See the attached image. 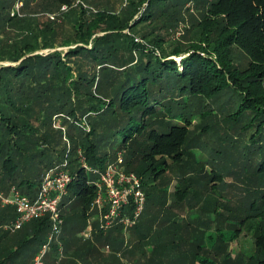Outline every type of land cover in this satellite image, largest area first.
<instances>
[{
    "label": "trees",
    "instance_id": "trees-1",
    "mask_svg": "<svg viewBox=\"0 0 264 264\" xmlns=\"http://www.w3.org/2000/svg\"><path fill=\"white\" fill-rule=\"evenodd\" d=\"M127 1L135 9L120 17L99 11L84 18L93 11L81 5L83 0H53L42 21L37 15L20 17L25 7L16 10L19 0H0V62L21 61L0 69V190L14 187L36 195L46 172L63 160L62 135L53 130V117L66 114L72 122L64 123L74 153L80 147L90 167L103 170L121 154L126 170L140 176L144 188L154 187L177 168L181 173L173 197L178 202L210 192L215 214H222L224 202L238 203L237 211L243 214L239 227L251 223L254 232L249 261L264 264V0ZM76 2L83 17L68 36L65 26L49 14L63 13L59 18L68 23L71 15L76 17ZM188 4L201 12V19L191 24L192 32L187 31L195 41L167 50L168 40L161 33L178 27ZM138 5L143 12L136 20ZM63 6L69 9L65 13ZM143 24L151 30L142 34L140 43L135 34ZM58 45L68 48L67 53L33 55ZM174 57H181V63ZM83 119L90 132L80 129ZM196 120L199 133L193 128ZM210 134L218 137V147L201 141ZM224 142L230 148L223 147ZM205 150L209 158L204 157ZM231 155L235 159L229 175L246 186L237 200L222 191L228 166L220 161ZM72 173L74 182L63 205L78 201L82 207L90 206L94 186L83 182L86 173L80 165L75 164ZM29 224L35 225V235L25 246H36L33 260L48 242L51 222L44 218ZM67 225L80 235L86 228L84 210L68 216ZM122 229L96 231L94 240L77 251L79 257L89 252L93 257L94 242L122 251ZM141 243L138 238L132 244L128 252L132 260L159 264L165 254L152 248L148 256L140 252ZM72 245L69 240L68 252ZM21 252L13 251V258ZM6 257L11 263L12 256Z\"/></svg>",
    "mask_w": 264,
    "mask_h": 264
},
{
    "label": "rangeland",
    "instance_id": "rangeland-1",
    "mask_svg": "<svg viewBox=\"0 0 264 264\" xmlns=\"http://www.w3.org/2000/svg\"><path fill=\"white\" fill-rule=\"evenodd\" d=\"M28 1V5L25 3ZM23 3L25 7L24 11L20 14V17H24V14L30 16L37 15L41 17V20L44 21L43 16L46 15L45 8L50 6L53 0H19ZM135 4H138L139 0H132ZM76 2L73 6L75 10L76 17L71 15V21L68 18V23L66 19L59 17V15L49 14L51 20L58 21V24L65 26V32L68 36L74 34L73 26L75 22L79 20L78 18L82 15V10ZM85 9L93 11L90 15H87L84 18H90L94 16V12L106 11L111 14H116L117 16H122L123 12L126 10L134 11L135 8L130 6L131 1L127 0H83L81 2ZM138 5V13H136L135 19L137 20L141 12H143V7ZM146 6V5H145ZM144 6V7H145ZM66 6H63L64 8ZM187 9H190L187 11ZM69 9L66 7V10L63 9L61 12H67ZM137 11V10H135ZM183 14L179 16L178 27L169 33H161L162 36L168 40L165 47L168 50L170 48H177L182 46H188V43L195 41L193 39L192 33L187 35L188 32H192L191 24L201 19V12L193 5H187L182 10ZM62 20V21H61ZM135 20L131 21L133 25ZM150 25L143 24L137 27L135 37L136 41L143 42L142 34L148 30ZM129 33L127 29L125 31ZM104 34H100L102 36ZM53 48L38 50L33 55L37 54H49L55 51H62L67 53L68 48L65 47ZM64 53V55H65ZM177 60L178 64L181 63V57H174ZM21 63L19 62H10L4 61L0 62L1 66H17ZM59 115L53 117V130L60 132L62 135V146L64 147V157L61 163H67V168L71 174L73 166L75 164L80 165V167L85 171L83 182L86 185L94 186L96 178L99 176V173H94L90 171L92 167L88 165L84 154V151L79 147L74 153L73 141H71L68 136L67 127L71 122L70 118L66 114H60L62 118H58ZM68 121V125L64 122ZM199 120L194 121L193 128L197 133L201 131V127L198 125ZM80 129H86L90 132V125L88 120L83 119ZM208 147H218L221 142L218 137L215 135H203L202 140ZM222 143L223 147L230 148L229 145ZM228 144V143H227ZM207 149V148H206ZM195 154L199 152L194 151ZM204 152V151H203ZM108 153L113 157L112 150L108 149ZM206 158H209V152L205 150L204 152ZM110 157V158H111ZM122 155L119 154L118 158ZM123 159V158H122ZM235 159V156H228L225 160L220 162L225 163L228 166L225 168L226 176V186L223 187V195L229 197H234L235 200L239 197L242 192V189H245L246 186L242 179L235 178L234 175H229L228 168L231 166L232 161ZM116 162V161H115ZM59 163V164H61ZM113 163V162H112ZM57 164V165H59ZM110 164V163H109ZM88 166V169L86 167ZM108 166V165H107ZM210 164L207 165L206 170L211 171ZM55 167V166H54ZM50 168L49 170H51ZM96 169V168H92ZM135 169V167H133ZM48 170V171H49ZM104 170V169H103ZM46 170L42 171L44 173ZM125 173H134L126 170V166L123 164V170ZM181 172L179 170L171 168L163 177L155 182L154 187L147 186L144 188L143 182V192L145 195V205L144 211L138 219L137 223L130 227L129 229L123 230L124 245L122 251L116 250L115 248L109 245H103L99 242H94L91 253L94 254L93 257L89 258L87 255L80 256L77 253L78 250H81V247L85 246L89 240H94V233L96 231H104L101 229V219L105 211L100 213L97 208L92 207V202L89 205L82 207L81 203L74 201L72 203L67 202L65 204L64 211V226L62 229V235L59 237L60 240L58 243V250H56V242H53L46 253V256L43 260V264H145V262L133 261V256L128 255V252L132 250V244H134L138 238L142 240L140 252H146L147 255H150L152 248H156L157 254L164 255L162 259L158 260L159 264H206L207 262H201L202 258L204 261H208L209 264H252L249 261V255L254 251L255 240L253 238V231L249 224L239 227V222L241 221L242 215L241 211H237L238 203L233 202H224L221 206L222 214L213 213L215 205L213 199H211L212 193L204 192L203 195L199 194L197 198L189 202L185 200L184 202L177 201L173 197L175 191V183L177 182V175ZM137 175V174H136ZM138 176V175H137ZM179 176V175H178ZM95 177V179H93ZM100 177V176H99ZM140 177V176H138ZM141 178V177H140ZM142 179V178H141ZM168 186V187H167ZM95 188V187H94ZM96 188L95 195L96 196ZM37 194V193H36ZM152 194V197L151 195ZM94 199V198H93ZM153 199V200H152ZM84 210L86 215V228L88 225L91 227L92 234L88 238V235L81 234L77 236V231L71 228L68 229L67 220L68 216L73 214H80ZM14 217L15 212L13 209L4 210L0 208V260L3 264H34V261L30 258V255L34 252L33 250L37 249L35 245L25 246L34 235H35V225L28 224L24 228L13 231L10 228L12 222V216ZM63 213V212H62ZM245 217V216H244ZM243 219V218H242ZM80 222V219H79ZM82 224V222H80ZM85 228V229H86ZM114 229V228H113ZM112 230V229H111ZM109 231V230H108ZM234 231H238L237 235H233ZM225 234V238L222 239L221 235ZM79 237L83 238L80 239ZM233 237V239H232ZM76 238V239H75ZM148 238V240H147ZM73 241L71 252H68V241ZM149 241L148 246H143L144 241ZM23 246V249L21 247ZM144 249V250H143ZM16 250L25 252L28 256L24 257L25 254L20 253L22 256L16 255L14 258L13 251ZM76 253L78 255H76ZM80 253V251H79ZM4 254V255H3ZM12 256L11 263H7V257ZM195 258V260H194ZM34 260V259H33ZM146 260V259H145ZM9 262V261H8ZM156 263V262H155Z\"/></svg>",
    "mask_w": 264,
    "mask_h": 264
},
{
    "label": "built area",
    "instance_id": "built-area-1",
    "mask_svg": "<svg viewBox=\"0 0 264 264\" xmlns=\"http://www.w3.org/2000/svg\"><path fill=\"white\" fill-rule=\"evenodd\" d=\"M23 7L18 2L16 10ZM64 11L66 7L62 8ZM88 169V166L86 167ZM123 159L108 164L104 170L90 169L99 176L94 182L96 196L92 207L97 208L104 217L101 219V229L104 231L121 226L123 230L133 227L144 211L145 195L142 179L134 173H125ZM74 176L67 168V163L56 165L47 171L34 197L21 193L16 188L8 192L0 190V208L13 209L15 215L10 228L15 231L24 228L35 220L49 218L51 232L48 242L34 258V264H43L49 246L57 242L62 234L64 220L62 216L64 200L69 196L70 186ZM88 227L81 233L91 237L92 230Z\"/></svg>",
    "mask_w": 264,
    "mask_h": 264
},
{
    "label": "crops",
    "instance_id": "crops-1",
    "mask_svg": "<svg viewBox=\"0 0 264 264\" xmlns=\"http://www.w3.org/2000/svg\"><path fill=\"white\" fill-rule=\"evenodd\" d=\"M11 215H12V213H11ZM13 220V219H12ZM32 261H34V260H32Z\"/></svg>",
    "mask_w": 264,
    "mask_h": 264
}]
</instances>
